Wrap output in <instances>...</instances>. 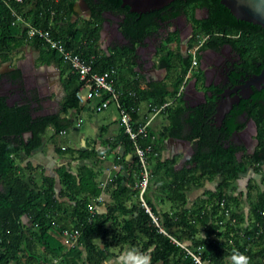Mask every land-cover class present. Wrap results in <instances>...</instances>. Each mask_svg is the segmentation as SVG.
Listing matches in <instances>:
<instances>
[{
  "label": "trees",
  "instance_id": "1",
  "mask_svg": "<svg viewBox=\"0 0 264 264\" xmlns=\"http://www.w3.org/2000/svg\"><path fill=\"white\" fill-rule=\"evenodd\" d=\"M9 1L33 25L49 30L52 38L66 49L90 62L95 72L114 69L119 101L131 111L135 127L144 120L139 114L143 101L152 102L149 107L152 111L176 98L175 105L169 103L163 109L169 122L163 136H184L199 145L192 159L180 168H176L178 156L162 160L159 154L150 163L152 182L145 199L159 221L157 224L131 187L139 177L140 163L134 143L123 126L118 137L112 142L108 140L109 144L103 149L79 144L71 146L61 141L77 123L71 112L83 106L77 97L83 84L80 75L43 38L28 37L17 16L0 0V59L10 60L11 53L30 40L41 50L44 62L60 65L65 91L61 109L55 114L33 119L29 112L23 113L21 118L11 109L10 112L1 110V117L7 119L5 122L17 124L10 132L18 136L26 128L25 124L33 138L28 144L13 145L0 135V264H104L112 255V247L125 246L134 253L147 255L150 264H197L174 238L194 252L201 247L206 264H231L234 253L248 257L249 264H264V220L261 216L264 209V105H255L257 99L243 101L226 116L227 130L220 131L210 125L214 107L186 116L187 108L181 99L178 100L191 56L188 66L176 77L174 69L181 65V57L174 52L164 56L162 61L171 77L167 81L148 83L135 71L134 48L116 46L106 50L100 44L106 11L124 16L123 32L134 41L157 30L166 11L173 10L172 16L185 11L193 17L197 27L196 40L191 47L198 45L210 31L223 32V40L244 50L247 64L253 72H259L264 63V28L238 19L221 0H173L160 9L142 14L130 11L128 5H122V0H86L92 11L91 19H74L77 0ZM202 7L209 10V18L197 21L195 10ZM238 30L242 32L240 39H231L228 34ZM0 107L7 108L4 103H0ZM242 111L248 112V118L257 124L258 145L253 153L238 156L243 148L230 143V137L245 126L238 121ZM186 125H191L192 131L184 134ZM49 128L50 135L47 134ZM218 132L223 137H218ZM46 141L53 143L56 153L69 160L56 168V176L46 174L43 167L34 166L32 162L24 164L25 159ZM154 141L155 135L150 128L147 137L139 138L140 144L152 145L159 152ZM112 153L117 171L107 186L111 201L106 203L105 212L97 209L91 214L89 206H100L103 201H98L104 191L98 177L108 159L102 156ZM250 172L253 173L251 178L258 175L260 181L251 180L244 185L246 189L234 195L231 185L236 181L244 184ZM216 177L222 181L212 190H205L204 196L188 208L187 193L192 188H202L206 181ZM253 190H256L255 197ZM156 193L163 202L171 203L170 209L158 210L153 201ZM224 198L226 205L232 208L236 223L225 215L220 205ZM244 204L249 206L247 218L242 210ZM65 229L80 230L76 245L66 244ZM201 230L205 231L204 235H200Z\"/></svg>",
  "mask_w": 264,
  "mask_h": 264
},
{
  "label": "flooded vegetation",
  "instance_id": "2",
  "mask_svg": "<svg viewBox=\"0 0 264 264\" xmlns=\"http://www.w3.org/2000/svg\"><path fill=\"white\" fill-rule=\"evenodd\" d=\"M79 2L80 0L76 1L78 6L82 8ZM172 12L173 10L163 13V19L159 20V28L137 41L131 40L124 34L122 29L124 16L114 14L111 11H106L103 15V30L108 32V36H110H107L111 43L109 47L134 48L136 63L139 64V66L135 65V68L139 67L135 71L147 78L149 82H163L171 77V72L162 61L163 57L171 52L182 59L181 65L174 69L175 77L180 76L182 69L188 66L187 61L191 56V45L196 40V23L192 19L193 17L185 11H180L174 16H172ZM194 18L197 21L207 20L209 10L203 7L197 8ZM74 19H91V16L87 17L86 11L83 9L78 15L75 13ZM241 33L238 30L228 35L231 39L239 40ZM223 37V32L210 31L198 43L197 62L195 64L191 62L183 80V83L185 82L184 88L182 90L180 88L178 92L179 96L186 98L187 116L199 110L206 112L210 107H214L213 114H215L233 102L226 114L227 116L235 109V106L240 107L245 100L257 99L255 105L258 103L264 105V79L259 78L264 63L259 72H253L251 65L247 64L244 50L241 51L236 45L225 42ZM171 38L174 39L171 40ZM101 40L100 44L103 48L102 45L108 41L105 38L101 43ZM248 57L250 58V56ZM10 59H13L12 54ZM18 61H20L19 67H9L7 70L1 69L0 71V103H4L7 107L6 109L0 107V135L2 134L1 136L7 139V143L13 145L28 144L33 138V133L25 124L24 127L26 128L18 136L14 132H10L17 124L5 122L7 119L1 117V110L4 109L9 112L12 110L13 114L15 113L17 117L21 118L29 112L32 118L36 119L55 114L61 109V103L58 102L60 91L58 90V83L55 82L57 74L39 71L33 74L31 65L23 62L21 58ZM258 64L260 65L261 62ZM159 69H164L166 74L163 75ZM52 82H54L53 85ZM247 113L242 111L238 117L239 122L245 123L244 128L234 131L230 137V143L233 142L243 148L238 152V156H242L244 153H253L258 145L254 120L248 118ZM226 116L221 125H216L213 121L210 125L220 131L222 128L227 130L225 126ZM188 127L190 133L192 126L188 125ZM218 137H223V134L218 132ZM192 142L193 146L188 149L189 152L187 151L189 153L187 162L195 155L196 147L199 145L195 140ZM246 176L251 179L253 173L250 172Z\"/></svg>",
  "mask_w": 264,
  "mask_h": 264
},
{
  "label": "crops",
  "instance_id": "3",
  "mask_svg": "<svg viewBox=\"0 0 264 264\" xmlns=\"http://www.w3.org/2000/svg\"><path fill=\"white\" fill-rule=\"evenodd\" d=\"M103 29V28H102ZM104 36L101 40V43L105 38L107 39L106 44L102 45L103 49L106 47L109 49V45L111 44L109 41L108 32H103ZM110 37V36H108ZM30 40L24 42L22 45L17 47L11 54L13 55V59L11 60H1L0 59V71L1 69L7 70L9 67L15 68L19 67L20 61H18L20 58L23 59V62L28 63L31 65L32 72L33 74H36L38 71L39 72H49V73H56V84L58 83V90L60 91V96L58 98L59 104L61 103L65 91L64 87L62 84V77H61V68L60 65L56 62L49 63H43V59L41 58V50L38 49L34 43L29 42ZM112 48V46H111ZM138 66L139 64L136 63ZM135 64V65H136ZM136 70L139 69V67L135 68ZM41 70V71H40ZM162 71V74H166L164 69H159ZM139 76H142L138 74ZM145 79V82H148V79L142 76ZM54 82H52L53 85ZM56 91V90H53ZM54 93V92H52ZM183 102L185 105L186 98L184 96H179L178 95V100ZM170 105H175L176 104V98H171L169 101ZM152 102L149 101H143L139 107V114L142 117V119L148 115H152V111H149V107L151 106ZM114 107L117 111V116L111 117L112 113L110 116L108 115L107 118H104L102 122L98 120V114L93 117V112L95 111L92 107H89L87 105H83L79 111H72L71 114L76 118V122H78L79 119H83L81 125H77L79 129L77 133V144L82 147H92L95 146L97 149H103L105 145L109 144V141H113L116 137H118V134L120 133L122 125L119 123V111L117 107L113 104L109 108H107L105 111L111 110L110 108ZM186 107V105H185ZM94 110V111H93ZM60 111V110H59ZM56 111V112H59ZM50 112V111H48ZM47 112V113H48ZM55 112V113H56ZM88 113L90 114L89 120L87 119L88 124L90 125L91 130L94 132V134L88 132H83L81 133L80 130L83 128V125L86 123L83 113ZM96 112V111H95ZM94 112V113H95ZM104 112V111H103ZM98 113V112H96ZM151 113V114H150ZM187 116V115H186ZM168 118L167 115L164 113V110L159 111L155 116L153 117L151 123H150V131L154 133L155 135V145L159 149V156L161 157L162 160L164 159H171L173 157L178 156L179 161L177 163L176 168L182 167L186 162H187V157L189 153H187L188 149L191 148V144L188 145L186 142L187 139L186 137H172V136H163V131L164 128L168 125ZM77 124V123H76ZM184 134L189 133V127L186 125L184 127ZM70 132V131H69ZM67 132L66 134H69ZM65 134V135H66ZM174 138V139H173ZM180 139H184L181 141ZM109 140V141H108ZM189 152V151H188ZM113 155L108 154L107 156H102L103 159H108L106 162V166L102 168L101 173L98 177V181L102 184L108 177L109 173L111 172V169L114 167V164L112 163L113 161ZM69 160L66 157H61L58 153L55 151V145L53 143L45 142V145L41 147L39 150L35 151L30 157L25 159V163L32 162L34 166H41L44 168L45 173L51 176H56V168L62 164L67 163ZM92 164V161H90ZM75 166V164H73ZM97 168H101L99 165H97ZM117 171V169H116ZM115 171V173H116ZM220 177H216L213 181H206L205 185L202 188H192L188 193V203L187 207L192 208L193 205L196 203L198 198L200 196H204L205 190H212L215 188L219 182H221ZM245 185V184H244ZM244 185L240 181H236L231 185V192L234 193V195H238L242 190H244ZM108 186V185H107ZM105 187L104 191L102 192V202L100 203V206H97V209L99 212H105L107 209V202L111 201V196H110V187ZM154 197V196H153ZM152 197V199H153ZM153 201L157 203L158 210H168L171 208V204H168L167 202H163L161 198L157 195L154 197ZM242 210L245 214V217H248L249 213V206H242ZM205 231L201 230L200 235H204ZM224 242H226L225 239H223ZM112 255L108 257L106 262L104 264H121V262L125 259V256L127 255V261L128 264H134L136 261V256L133 254L134 252L128 247H112L111 249ZM161 264V263H158Z\"/></svg>",
  "mask_w": 264,
  "mask_h": 264
},
{
  "label": "built area",
  "instance_id": "4",
  "mask_svg": "<svg viewBox=\"0 0 264 264\" xmlns=\"http://www.w3.org/2000/svg\"><path fill=\"white\" fill-rule=\"evenodd\" d=\"M12 11V13L17 16V21L22 23L24 29L27 30L28 37L32 38L36 35L43 38L51 48L57 50L62 56L63 60L68 62L74 71L78 72L82 80V86L77 92V97L79 102L82 105L89 104L96 112L100 113L105 111L111 105H115L119 111V120L120 124L125 128V132L129 135L130 139L133 141L135 146V152L139 159L140 163V174L137 180L131 186L134 191L138 193L139 198L143 202V205L146 207L149 214L153 217L154 221L159 224V221L151 211L148 206L145 194L152 182V173L150 170V163L154 157L159 155V152L152 145L143 146L139 142V138H145L149 134L150 123L159 111L163 110L169 103H165L159 108H154L152 110V115L144 117V120L141 121L137 127L134 126L133 117L131 111L123 107L119 101V94L115 87V77L114 69L107 70L102 73L95 72L93 70L92 64L86 59L80 57V55L75 54L74 52L66 49V46L62 45L60 41L52 38L49 30H43L42 28L36 27L29 20L24 18L18 13V11L11 5L9 0H2ZM19 3H22L23 0H16ZM199 45H196L190 49L192 63L197 62V50ZM185 82L181 86V90L184 88ZM151 114V113H150ZM82 119H79L77 125H81ZM66 133V132H63ZM117 165L111 169L107 179L101 184L105 188L110 184L111 179L115 175ZM102 200V197L98 198V201ZM220 205L224 209L225 215L236 223L237 219L232 215V208L226 205V199L220 201ZM91 214H95L97 210L96 204H91L89 206ZM261 216L264 220V209L261 211ZM262 227L260 223L257 224ZM64 241L69 247H72L77 244V240L80 235L79 229L69 230L65 229L63 231ZM174 241L184 247L190 255L193 256L195 263L197 264H206L202 259V248L200 247L198 252H194L188 248L183 243L179 242L174 238Z\"/></svg>",
  "mask_w": 264,
  "mask_h": 264
},
{
  "label": "water",
  "instance_id": "5",
  "mask_svg": "<svg viewBox=\"0 0 264 264\" xmlns=\"http://www.w3.org/2000/svg\"><path fill=\"white\" fill-rule=\"evenodd\" d=\"M173 0H122V5H128L130 11L136 12V13H145L150 12L156 9H160L169 3H171ZM221 2L230 9L232 14L236 16L238 19L245 20L252 22L254 24H259L264 28V0H221ZM79 5H82V8L78 6V3H76L75 6V13L78 15L80 11L83 9L86 11L87 17L91 16V8L86 0H80ZM103 32H106L102 29L101 32V39L103 38L104 34ZM123 36V34L121 33ZM106 43V42H105ZM108 50V48H105ZM260 79H264V66L263 69L259 75ZM233 102L228 105L224 110H221L211 116L212 121L216 125H221L223 122V119L225 118L226 114L229 112L230 107H232ZM255 130L257 132V124L254 121ZM257 134V133H256ZM174 139V138H173ZM183 141L184 139H180ZM187 144H191V140H186Z\"/></svg>",
  "mask_w": 264,
  "mask_h": 264
},
{
  "label": "rangeland",
  "instance_id": "6",
  "mask_svg": "<svg viewBox=\"0 0 264 264\" xmlns=\"http://www.w3.org/2000/svg\"><path fill=\"white\" fill-rule=\"evenodd\" d=\"M87 106H89V107H91L89 104H86ZM111 110H109V111H104V112H100V113H96L94 110V112H93V117H95V115L96 114H98V120L100 121V122H102L103 120H104V118H107V116L109 115L110 116V114L112 113V115H111V117H113V116H117V111H116V109L114 108V107H111L110 108ZM83 116H84V119H85V124L83 125V128L80 130V132L81 133H83L84 131L85 132H88V130H89V133H90V135L91 134H94V132L91 130V128H90V125L88 124V122H87V119L89 120V118H90V114H88V113H83ZM110 118V117H109ZM109 118H107V119H109ZM82 121H83V119H82ZM79 129L80 128H78L77 127V124L76 125H74L72 128H71V130H70V132H69V134H66V135H63L62 136V138H61V141H63V142H66L67 144H69V145H71V146H75L76 145V143H77V133H78V131H79ZM47 134L48 135H50L51 134V129L49 128L48 130H47ZM152 167V166H151ZM39 178V177H38ZM260 179V177L257 175V176H254V178H251V179H249V180H247L246 182H244V184H247V183H249L251 180H255V181H260L259 180ZM242 183V182H241ZM243 184V185H244ZM245 187V189L247 188L246 186H244ZM253 194H254V197H255V195H256V190H253V192H252ZM168 204H171L170 202H167Z\"/></svg>",
  "mask_w": 264,
  "mask_h": 264
},
{
  "label": "clouds",
  "instance_id": "7",
  "mask_svg": "<svg viewBox=\"0 0 264 264\" xmlns=\"http://www.w3.org/2000/svg\"><path fill=\"white\" fill-rule=\"evenodd\" d=\"M136 256L134 264H150L149 257L142 253H133ZM231 264H249V258L240 253H234L230 258ZM121 264H128L127 255Z\"/></svg>",
  "mask_w": 264,
  "mask_h": 264
}]
</instances>
